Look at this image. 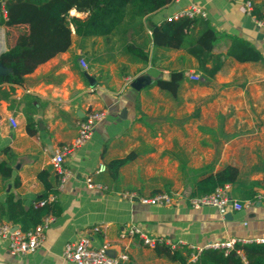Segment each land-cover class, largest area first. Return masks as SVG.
I'll use <instances>...</instances> for the list:
<instances>
[{
  "label": "crops",
  "instance_id": "crops-1",
  "mask_svg": "<svg viewBox=\"0 0 264 264\" xmlns=\"http://www.w3.org/2000/svg\"><path fill=\"white\" fill-rule=\"evenodd\" d=\"M244 1L173 0L109 40L77 35L72 27L70 46L26 72L21 83L5 78L10 68L0 61V223L21 229L4 215L8 196L24 209L39 199L59 206L44 215L49 221L35 251L11 254L0 237V264H77L63 257V248L84 235L93 246L108 244L110 255L125 250L130 264H190L194 252L210 243L264 239V21L243 10ZM190 4L203 8V18L217 34L212 51L223 61L213 77L202 73L185 48L155 46L151 39L153 25ZM73 10L71 15H86ZM4 19L0 0V54L15 43L23 26ZM132 39L146 42V63L123 52L125 40ZM243 45L256 57L240 58L247 57ZM172 71L183 72L174 92L156 83L170 80ZM190 72L202 79L189 78ZM143 74L148 81L133 88L131 80ZM93 109L104 110V117L89 139L65 156L59 173L54 153L74 140L78 122ZM130 152L135 157L113 175L109 162ZM157 159L174 163L176 183L157 180L140 161L152 166ZM226 165L238 169L237 181L228 183L229 194L249 203L225 212L212 205L191 207L187 198L201 171L217 172ZM158 192L169 193L171 201L139 199ZM130 224L177 243L158 247L177 248L186 262L143 244L138 235L121 236Z\"/></svg>",
  "mask_w": 264,
  "mask_h": 264
},
{
  "label": "trees",
  "instance_id": "trees-1",
  "mask_svg": "<svg viewBox=\"0 0 264 264\" xmlns=\"http://www.w3.org/2000/svg\"><path fill=\"white\" fill-rule=\"evenodd\" d=\"M173 0H4L8 25H23L15 43L0 54V61L10 68L5 76L10 82L21 83L24 74L37 64L55 54L65 51L71 44L72 27L80 36H103L106 40L121 37L129 26H140V20L147 14L163 7ZM251 13L264 21V3L256 5L251 0ZM86 13L71 15L70 10ZM151 39L155 46L167 48L183 47L199 62V69L206 76L213 77L220 68L223 56L212 51L217 34L206 18L180 15L164 20L151 27ZM123 52L134 61L147 62L149 52L145 41L125 40ZM242 46V44H240ZM247 59L253 57L249 47H241ZM229 52H234L230 50ZM256 57V55L254 56ZM210 63V65H209ZM182 71H172L170 80L157 79L160 87L176 90ZM135 157L130 152L124 157L109 162L113 175L121 165ZM201 171L200 178L192 185L190 196L205 194L227 183H235L238 169L226 165L217 172ZM258 184L259 181L253 180ZM7 220L19 222L22 230L34 227L44 215L59 210L57 202H45L42 206L31 205L24 209L18 199L8 196L4 205ZM154 247L171 258L186 262L180 250L170 246ZM191 249L188 251V256ZM190 264H264V241H235L232 248L206 247L197 253Z\"/></svg>",
  "mask_w": 264,
  "mask_h": 264
},
{
  "label": "built area",
  "instance_id": "built-area-1",
  "mask_svg": "<svg viewBox=\"0 0 264 264\" xmlns=\"http://www.w3.org/2000/svg\"><path fill=\"white\" fill-rule=\"evenodd\" d=\"M241 8L246 12H251L252 3L251 0H245L241 4ZM180 15L189 16H201L204 17L206 12L203 8L197 4H190L186 9H184L179 14L173 17H178ZM172 18V17H171ZM260 23V21H259ZM79 63L84 69L88 68L87 61L83 58H79ZM189 78L193 80H199L200 75L196 72H190L188 74ZM104 117V110H89L85 117L78 122V133L74 140L69 144H64L60 146L52 157V163L55 169L59 173H63L62 163L65 156L71 152L74 148L82 145L86 142L92 134L95 124ZM10 122L15 126L16 121L14 118H9ZM103 166H101V169ZM65 179V176L61 177V181ZM101 186V185H99ZM229 184H224L215 188L213 191L200 195L188 196L187 200L191 207L199 208L205 205H212L218 209L219 212H225L227 209H240L243 204L249 203L242 202L233 198L229 194ZM135 194L133 192H125V196L133 197ZM139 199L146 203H169L171 201V195L167 192H158L153 196H140ZM46 199H39L34 201L35 206H41L45 204ZM49 218L44 216L39 223L34 227L21 230L20 228L14 227L10 222L0 223V237L7 240L8 249L11 254L24 255L35 251L43 242L45 228L48 225ZM94 229H98L95 226ZM138 235L143 244L147 246L154 247L159 243H169L171 247L177 246L175 243H171L163 237H157L145 233L136 224H130L128 228L121 232V236H132ZM264 239L259 238L258 241H263ZM235 240L213 242L208 244L206 247L219 248L223 247L226 250L232 248ZM205 247V248H206ZM203 249V248H202ZM202 249L197 250L192 255V259L195 260L197 253ZM63 257L67 260L73 261L77 264H130L129 255L125 250L117 252L115 255H110L108 253V244L103 243L99 246H93L90 241V237L87 235L81 236L79 239L68 241L64 244Z\"/></svg>",
  "mask_w": 264,
  "mask_h": 264
},
{
  "label": "rangeland",
  "instance_id": "rangeland-1",
  "mask_svg": "<svg viewBox=\"0 0 264 264\" xmlns=\"http://www.w3.org/2000/svg\"><path fill=\"white\" fill-rule=\"evenodd\" d=\"M200 79H202V77L200 76ZM142 162V166H144L145 171L148 174H151L153 176H155V178H157V180H161V179H167L169 181H171V183H176V181L179 180V176L176 175L175 171H174V163H167V164H163L160 162L159 159L157 160H153V165L150 166L148 164V160H140Z\"/></svg>",
  "mask_w": 264,
  "mask_h": 264
},
{
  "label": "water",
  "instance_id": "water-1",
  "mask_svg": "<svg viewBox=\"0 0 264 264\" xmlns=\"http://www.w3.org/2000/svg\"><path fill=\"white\" fill-rule=\"evenodd\" d=\"M148 81V77L146 75H138L133 78L130 82V85L135 89H140L144 83Z\"/></svg>",
  "mask_w": 264,
  "mask_h": 264
},
{
  "label": "bare ground",
  "instance_id": "bare-ground-1",
  "mask_svg": "<svg viewBox=\"0 0 264 264\" xmlns=\"http://www.w3.org/2000/svg\"><path fill=\"white\" fill-rule=\"evenodd\" d=\"M72 13L75 12V10L71 11Z\"/></svg>",
  "mask_w": 264,
  "mask_h": 264
}]
</instances>
